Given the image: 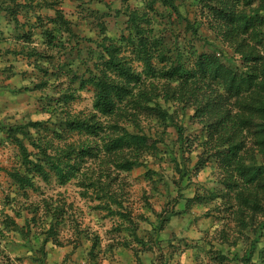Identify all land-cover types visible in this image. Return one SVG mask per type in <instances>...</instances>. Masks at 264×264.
I'll use <instances>...</instances> for the list:
<instances>
[{
	"label": "trees",
	"instance_id": "trees-1",
	"mask_svg": "<svg viewBox=\"0 0 264 264\" xmlns=\"http://www.w3.org/2000/svg\"><path fill=\"white\" fill-rule=\"evenodd\" d=\"M64 1L0 0V20L3 14L7 17L13 26L9 38L20 48L7 52L34 59L33 66L43 77L32 91L39 93V111L49 116L15 124L0 119L5 136L0 145L17 149L15 166L4 169L17 197L3 202L0 243L8 246L19 237L33 264H46L49 244L64 246L59 235L74 218L72 203L60 194L29 202L30 191L44 194L40 182L55 181L60 188L75 183L83 200L96 202L89 205L92 210L122 220L115 233L126 231L135 243L152 248V239L145 242L138 235L137 221L125 211L122 175L146 167V177L153 179L158 173L148 167V160L165 154L180 174L176 190L208 163L214 164L215 188L182 196L184 211L214 204L211 211L227 216L218 218L224 232L221 242L234 246L246 242L241 257L204 250L205 255L212 254V264H251L264 237V0H69L79 20L94 23L98 55L90 47L92 40H79L62 7ZM117 2L120 8L115 9ZM41 10L53 15L43 17ZM112 13L126 18V32L117 40L105 21ZM203 27L213 39L203 35ZM226 50L232 53L230 58ZM88 89L94 93L92 110L76 111L72 104ZM191 111L187 125L180 114ZM154 122L161 132L152 131ZM189 126L200 133L189 132ZM170 127L177 133L178 158V149L165 143ZM197 149L201 152L192 175L187 163ZM18 196L25 201L10 207L8 214L5 208L17 203ZM180 213L173 209L157 213L154 230L163 231ZM231 224L239 231L237 236H230ZM35 226L39 231L33 236ZM83 233L78 230L76 235ZM250 234L254 239L248 243ZM120 239L117 244L111 240L102 252L112 255L121 246L138 254L133 243ZM91 241L85 259L98 264L101 238L96 234ZM2 250L0 264L25 258L13 259Z\"/></svg>",
	"mask_w": 264,
	"mask_h": 264
},
{
	"label": "rangeland",
	"instance_id": "rangeland-1",
	"mask_svg": "<svg viewBox=\"0 0 264 264\" xmlns=\"http://www.w3.org/2000/svg\"><path fill=\"white\" fill-rule=\"evenodd\" d=\"M105 1L107 3L115 2V0ZM132 5H136L135 1H132ZM62 7L67 13L68 18L75 24L74 28L76 34L79 36V40L82 38L92 40L90 47L98 55L99 51L95 44L98 40V33L94 29V23L90 20H79L77 15L73 14L75 8L71 1L65 0ZM114 8H120V4L118 2L115 3ZM158 8L159 12L163 11L160 6ZM40 12L43 17L53 15V12L50 10H41ZM114 15L112 13V16L107 17L105 21L110 27V36L117 40L121 34L126 32V18L125 16L116 17ZM12 28L13 26L9 24L7 17L3 14L0 20V41L1 39L4 41L0 43V119L9 124L24 123L25 120L29 119L35 121L46 120L49 116L39 111L41 109L38 101L39 93L32 91L34 85L43 77L42 73L34 68V59H28L24 55L9 54L7 52V49L14 51L20 49L12 38H9ZM1 32H4V36L1 35ZM182 33V38L186 36V40L189 41V35H186L185 32ZM202 33L204 36L206 35L208 38L213 39L209 35L206 27H203ZM181 40L185 44V40ZM169 43L170 47L173 48L171 46L172 41ZM198 48L201 49V45ZM206 50H210V47ZM226 56L230 58L232 53L226 50ZM8 76L9 78H7ZM93 98L94 93L92 89H88L81 93V98L72 104V108L76 111H91ZM180 115L183 122L189 125V117L192 115V111L188 115L182 116V113ZM154 124L151 128L153 129L152 131L161 132L160 125L156 122ZM189 129L191 130L189 132L200 133V130H196L192 126H189ZM167 134L165 143L166 145H170L175 152L178 149L177 155L175 154L178 158L179 148L175 143L177 139L176 130L170 127L167 130ZM4 137L0 133V139ZM161 148L165 149L163 144H161ZM200 152V149L194 151L191 156V161L187 163V167L192 169V175L194 165L198 161L197 155ZM16 153L17 149L14 146L8 143L0 145V214L5 198L9 196L17 197L11 180L4 172V169H11L15 166L17 162ZM162 155V158L152 157L148 160V167L158 173L153 176V179L146 177V167L136 168L131 173L122 175L126 181L125 187L127 192L124 202L125 211H131L135 221H137L139 226V231H137L138 235L145 237V242L152 239L150 243L152 248L142 247L140 244L135 243L133 237L129 236L126 231L115 233V228L121 224L122 220L117 217L107 218L104 212L92 210L89 205L93 207L96 202L83 200L78 194L79 190L75 183L60 188L55 181L51 184L40 182L44 191L43 195L30 191L29 202H37L43 197H59L60 194L68 202L72 203L73 207L74 218L71 217V224L66 226L59 235V239L65 244L63 247H55L49 244L47 247L48 256H46L45 263L79 264L78 261H80L81 257L86 260L85 255L88 251V249H85V253H81V249L86 245L90 247L92 244L91 238L96 234L101 238V252L106 250L111 240L112 244H117L121 240V237L133 243L132 246L135 247L136 251L138 250V254L136 255L135 250H122L119 248L121 246H117L112 252V255H106L102 252L103 254L100 255L97 263L107 261L109 264H212V260L210 259L212 257L211 253L221 250L230 258H233L235 254L241 257L248 247L246 242L240 241L235 246L221 242L220 238L224 232L221 231L222 224L218 218H225L227 216L223 212L211 211V209H214V204L197 206L192 210L184 211L185 198L182 199V196L193 197L198 191L202 193L204 188H215L217 177L215 175L216 170L214 169V164L208 163L206 168L200 171L198 175L191 177L190 180H185L182 183L183 188L180 189L177 187L178 189L176 190L175 185L177 183L175 184V182H179L180 174L176 171L175 165L170 158L164 156L165 154ZM187 156L189 155L186 154ZM150 179L155 182H152ZM187 181L190 184L185 187L184 185ZM180 199H182V203L178 205V200ZM17 201V203H12L5 208L8 214L11 213L10 207H18L25 199L18 196ZM151 209H154V212ZM172 209L178 213L180 211L182 212L174 215L163 231H155L154 227L157 226L156 222L158 221L157 213L164 214L166 211H172ZM144 217L146 220L143 219ZM17 221L19 224L24 225L22 219H18ZM230 227L232 229V231H228L230 236H237L239 231H233L234 224H231ZM36 229L37 226L33 227V236L37 230L39 231V229ZM78 230L84 231V233L82 235H76ZM158 233L160 234V242H157L156 234ZM152 236H155V240ZM249 237L248 243L254 239L251 234ZM18 239L20 238L17 237V239H14L12 241L13 244H8V246L4 242L0 243V252L5 248L13 259H17L15 258L16 256L25 257L20 262L15 261L14 264H33L30 257L27 256L29 251H27L26 247L20 245L22 241ZM68 240L73 244H67L66 241ZM169 241H172V245L169 244ZM204 250L206 252L211 251L210 255H205ZM2 255L3 252L2 254L0 253V258ZM230 264L243 263L230 261ZM251 264H264V237L257 246L256 254Z\"/></svg>",
	"mask_w": 264,
	"mask_h": 264
},
{
	"label": "crops",
	"instance_id": "crops-1",
	"mask_svg": "<svg viewBox=\"0 0 264 264\" xmlns=\"http://www.w3.org/2000/svg\"><path fill=\"white\" fill-rule=\"evenodd\" d=\"M88 243V242H87ZM91 246H92V244L90 245V247H88L87 245L83 248V249H81V253L82 252H84L85 253V249H88V251L91 249ZM87 251V252H88ZM82 256V255H81ZM84 256V255H83ZM78 261V260H77ZM78 263L79 264H90V262H88L87 260H84V259H82V257H81V259H80V261H78ZM98 264H109L107 261H104L103 263H98Z\"/></svg>",
	"mask_w": 264,
	"mask_h": 264
}]
</instances>
